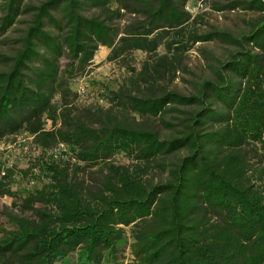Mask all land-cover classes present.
<instances>
[{
	"label": "trees",
	"instance_id": "obj_1",
	"mask_svg": "<svg viewBox=\"0 0 264 264\" xmlns=\"http://www.w3.org/2000/svg\"><path fill=\"white\" fill-rule=\"evenodd\" d=\"M186 2L0 0V33L28 18L16 53L0 52V140L26 129L42 150L62 143L75 160L46 159L48 180L6 212L0 264H124L125 247L126 264H264V0L223 6L258 14L245 32L188 36L236 48L195 92L156 84L143 61L108 91V107L73 101L100 45L109 61L150 55L190 22ZM124 12L133 19L119 27ZM156 117L170 134L142 120ZM119 153L131 161L116 163ZM86 171L97 175L88 182ZM7 180L0 195L11 194Z\"/></svg>",
	"mask_w": 264,
	"mask_h": 264
},
{
	"label": "rangeland",
	"instance_id": "obj_2",
	"mask_svg": "<svg viewBox=\"0 0 264 264\" xmlns=\"http://www.w3.org/2000/svg\"><path fill=\"white\" fill-rule=\"evenodd\" d=\"M38 3L41 0H30ZM231 0H187L185 8L191 14V19L179 33L172 31L164 38L158 48L148 54L135 50L130 55H123L116 60L109 61L107 55L109 48L100 45L95 51L94 58L86 72L78 76L73 84L77 106L96 105L108 107L106 101L108 91L115 89L129 74V67L139 70L145 61V71L155 77V83L167 89H175L183 94L195 92L198 84L206 78L213 76L214 67L219 61L229 57L231 51L235 50L225 42L192 41L188 36L192 33L204 34L213 30L230 31L233 34L245 32L249 22L258 14L254 11H246L240 8L225 9ZM117 4H112L115 8ZM223 8V9H221ZM97 9L91 8L85 14L91 15ZM122 18L116 21L119 27L132 21L133 15L124 12ZM26 15H22L17 22L6 33H0V52L14 55L18 44L16 39L26 26ZM175 40L171 45L165 42ZM66 62L65 57L62 64ZM161 70L164 74H155L154 71ZM182 108V107H181ZM177 114L168 113L164 119L175 121L173 117ZM140 118V117H139ZM152 123L161 136H167L171 130L161 124L160 118H142ZM44 127L51 129V120L44 118ZM52 157L54 160H70L71 149L65 144L58 143L49 150H42L32 141V135L26 129L17 135L8 136L0 140V178L8 174V187L11 194L0 195V228L10 227L6 212L20 210L22 199L27 192L41 187L48 178L42 171V163ZM39 159V160H37ZM72 163L74 159L70 160ZM118 164H127L131 161L128 156L119 153L114 157ZM93 170V169H91ZM155 179L162 176L161 172L152 170ZM80 176L86 175V180H93L96 173L80 172ZM35 206H38L36 204ZM124 264L130 261L131 255L128 247L122 252Z\"/></svg>",
	"mask_w": 264,
	"mask_h": 264
}]
</instances>
